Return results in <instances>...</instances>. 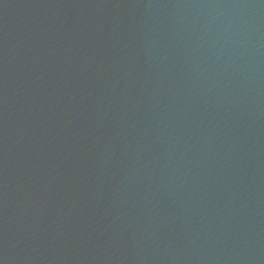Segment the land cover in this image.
I'll return each mask as SVG.
<instances>
[{"label":"water","instance_id":"95a60500","mask_svg":"<svg viewBox=\"0 0 264 264\" xmlns=\"http://www.w3.org/2000/svg\"><path fill=\"white\" fill-rule=\"evenodd\" d=\"M0 264H264V0H0Z\"/></svg>","mask_w":264,"mask_h":264}]
</instances>
